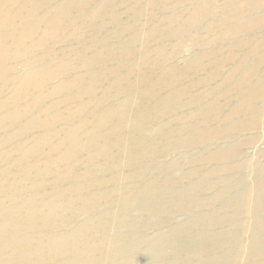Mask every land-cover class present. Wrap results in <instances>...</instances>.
Masks as SVG:
<instances>
[{"label": "bare ground", "instance_id": "obj_1", "mask_svg": "<svg viewBox=\"0 0 264 264\" xmlns=\"http://www.w3.org/2000/svg\"><path fill=\"white\" fill-rule=\"evenodd\" d=\"M263 110L264 0H0V264H264Z\"/></svg>", "mask_w": 264, "mask_h": 264}, {"label": "rangeland", "instance_id": "obj_2", "mask_svg": "<svg viewBox=\"0 0 264 264\" xmlns=\"http://www.w3.org/2000/svg\"><path fill=\"white\" fill-rule=\"evenodd\" d=\"M131 93H133V92H131ZM88 98H90V99H88ZM94 99V101H93V103H92V99ZM56 99H58V98H56ZM100 99H102V101H97V100H100ZM85 100H91L90 102L88 101H85ZM82 101L84 102H86V103H88L87 105V109L85 110V113L89 110V112L87 113V114H89V113H91L90 112V110L91 109H93L94 108V106H95V109H93V114L92 115H94V114H100V113H104V112H107L108 110H110V108H113L114 107V102L113 101H109L108 100V102H105V101H107V99H105V98H102L99 94H97V95H88V96H85V97H83L82 98ZM98 103V104H96V102ZM81 102V101H80ZM79 102V103H80ZM102 102H103V104H102ZM105 103V104H104ZM109 103V104H108ZM111 103H113V104H111ZM108 104V105H107ZM111 104V106H109ZM104 106H106V107H104ZM109 106V107H108ZM104 107V108H103ZM107 107L109 108V109H107ZM105 108H106V110H105ZM99 109V110H98ZM101 110V112L99 113V111ZM105 110V111H104ZM113 110V109H112ZM63 112V114H61L60 116H61V118H62V120H64V122H57L58 124L57 125H55V126H48V128L47 129H44V130H40V129H37V130H35L34 131V133H35V135H39V134H41V132H42V134H45L46 133V135H47V130L48 131H52V132H56V133H58V135H59V138H56V139H54L53 141H50L48 138H47V140H48V142H47V146H45L44 147V149L43 150H46L47 149V147H49V145L50 146H52L53 148H51V147H49L45 152H47V151H49L50 152V155L48 154L49 152H47L46 153V155H47V157H54V155L56 156V153H54L53 151L54 150H57L56 149V147L58 146V143L57 142H59V141H62L63 139H64V137L65 138H67L68 137V135H69V132H68V130H70V132L72 133H74V131L76 130V129H73L75 126L74 125H76L77 124V120L75 119V118H73V120L72 119H68V120H66L65 119V117H64V115L67 113L66 112V110L64 109V110H62ZM104 117V118H103ZM259 117L261 118V121H263L264 120V110L260 113V115H259ZM103 118V119H102ZM123 117H120V119H122ZM105 119V120H104ZM118 119V120H117ZM120 119L118 118V117H115V118H113L112 119V121H111V119L109 120L108 118H106L105 116H103V115H101V117L99 116V117H94V118H92L91 119V121H94V122H98V121H100V122H98L97 123V125H95L96 123H92V122H90V126L88 125L87 126V128H84V129H87V131H89L88 129H90L91 130V128L92 129H94V131H95V133H97V126L99 127V128H101V132L103 131H105L106 129H108L109 127L108 126H112L113 125V127H116V126H119V124H118V122L120 121ZM96 120V121H95ZM116 120L118 121L117 123H116ZM114 121V122H113ZM79 122V121H78ZM113 123V124H112ZM114 123H115V125H114ZM103 124V125H102ZM116 124H118V125H116ZM61 125V126H60ZM63 125V126H62ZM64 125H66V126H64ZM93 125H95L94 127H92ZM99 125H101V126H99ZM105 125V126H104ZM68 126V127H67ZM69 126H71L70 128H69ZM59 128V130H58V128ZM63 128V129H61V128ZM89 127V128H88ZM103 127H104V129H103ZM107 127V128H106ZM56 128H57V130L58 131H56ZM68 130H67V129ZM110 129V128H109ZM84 131V130H83ZM85 132V131H84ZM100 132V133H101ZM65 135H64V134ZM70 133V134H71ZM72 135V134H71ZM63 136V137H62ZM77 136H79V133H78V135ZM247 138H250L251 139V136L253 137V143L250 145V143L246 146V149L248 150V153H247V155H251V154H253V153H259L260 151L261 152H263V154H264V125L263 124H259L258 126H257V128L256 129H254V130H252V132L251 133H248V134H246L245 135ZM47 137H48V135H47ZM61 138H63V139H61ZM58 139H60V140H58ZM56 140H58V141H56ZM86 140V137H82V139H81V143H79V145L81 144V145H85L84 144V141ZM54 145H53V144ZM86 143V142H85ZM56 144H57V146H56ZM78 144V143H77ZM58 148V150H57V152L59 153V154H61L62 156H64V153H65V150L63 149V148H61V147H57ZM51 149H53V151L51 150ZM60 150H64V152L63 151H61L60 152ZM52 151V152H51ZM174 155H175V153H173ZM173 154H170V155H168L167 156V160L168 161H171L172 160V156H173ZM181 155V157H179L178 159H183L184 157H185V153H180ZM84 155H85V157L87 156V151L86 152H83V157H84ZM84 157V158H85ZM171 157V158H170ZM183 157V158H182ZM49 159H52V158H49ZM162 163H165L164 162V158H162L161 160H159L158 161V164L159 165H162ZM163 165H165V164H163ZM34 174H36L35 172H34ZM157 179H161V178H157ZM162 179H165V178H162ZM49 181V182H48ZM51 181H53V182H51ZM54 181H55V176H53V175H49V177H47L46 178V180H45V183H46V185H45V187H44V189H43V194H45V193H47L48 194V191L49 192H51L52 191V189H55V188H57V187H55L56 185H54V184H52V183H54ZM137 180L135 179V180H131L130 182H134V183H137V182H139V180L136 182ZM50 184V185H49ZM52 184V185H51ZM58 188H60V189H63L62 187H58ZM51 191H50V190ZM47 191V192H46ZM46 195V194H45ZM44 195V196H45ZM60 201H62V202H60ZM56 203H58L59 204V207H63V205H61V203L63 204V200H57V202ZM56 206H58L57 204H56ZM178 218H180V216L178 217ZM182 220V219H181ZM181 220H179V222H176L175 221V224H178V223H180V222H182ZM174 224V223H173ZM173 224H167L166 225V228L167 227H169V228H171L172 226H174ZM169 225H171V226H169ZM179 229V228H178ZM180 230V229H179ZM180 231H182V230H180ZM180 231H179V233H180ZM183 232H185L184 230H183ZM186 241L184 240V239H181L180 241H179V243H185ZM184 248L186 249V245H184ZM187 250V249H186ZM165 253V252H164ZM165 256L167 255V253H165L164 254ZM163 255V257L165 258V256ZM149 259H148V257H147V255H145V253H139V254H137V256H136V260H135V262H137V263H139V264H146L147 263V261H148Z\"/></svg>", "mask_w": 264, "mask_h": 264}]
</instances>
